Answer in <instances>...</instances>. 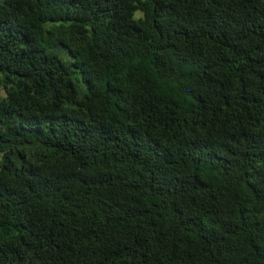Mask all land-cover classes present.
<instances>
[{"label": "trees", "instance_id": "obj_1", "mask_svg": "<svg viewBox=\"0 0 264 264\" xmlns=\"http://www.w3.org/2000/svg\"><path fill=\"white\" fill-rule=\"evenodd\" d=\"M0 264H264V0H0Z\"/></svg>", "mask_w": 264, "mask_h": 264}, {"label": "rangeland", "instance_id": "obj_2", "mask_svg": "<svg viewBox=\"0 0 264 264\" xmlns=\"http://www.w3.org/2000/svg\"><path fill=\"white\" fill-rule=\"evenodd\" d=\"M0 162H1V157H0Z\"/></svg>", "mask_w": 264, "mask_h": 264}]
</instances>
